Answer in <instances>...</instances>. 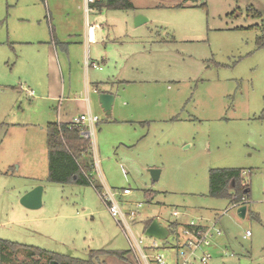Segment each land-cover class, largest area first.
Instances as JSON below:
<instances>
[{
	"label": "rangeland",
	"instance_id": "obj_1",
	"mask_svg": "<svg viewBox=\"0 0 264 264\" xmlns=\"http://www.w3.org/2000/svg\"><path fill=\"white\" fill-rule=\"evenodd\" d=\"M81 1L0 0V240L78 258L108 249L123 256L102 255L96 264H138L128 232L94 189L127 188L116 200L123 212L139 213L131 232L150 264L157 252L176 263L182 224L190 221L221 232L205 249L208 264H264V0H129L134 10H103L108 38L90 48L106 50L111 62L97 57L100 69L88 77L109 86L115 101L106 114L87 94L98 122L87 159L78 158L83 168L93 162L94 187L48 180L46 125L71 122L82 104L69 100L56 54L43 61L37 43L49 41L51 26L63 35L58 13H76ZM236 8L241 16H227ZM138 14L147 22L134 26ZM74 56L71 89L79 92L85 71ZM150 169L159 170L156 181ZM211 169L240 170L249 189L243 218L228 199L208 196ZM37 185L41 206L23 207L20 197ZM146 192L154 194L150 202ZM150 218L181 224L159 240L144 235Z\"/></svg>",
	"mask_w": 264,
	"mask_h": 264
},
{
	"label": "trees",
	"instance_id": "obj_2",
	"mask_svg": "<svg viewBox=\"0 0 264 264\" xmlns=\"http://www.w3.org/2000/svg\"><path fill=\"white\" fill-rule=\"evenodd\" d=\"M197 4L200 0H184ZM205 2H200L198 6H205ZM90 6L97 8H107L112 10H134V5L129 0H97ZM248 10H253L252 7ZM247 11V10H246ZM242 10L236 8L227 16L234 18L242 15ZM256 16L260 13L254 11ZM246 15H249L247 12ZM261 39V38H260ZM258 40L261 46L264 43ZM46 151L49 165L48 180L62 183H82L93 186L90 172L93 169L91 160L85 161L84 168L79 163L78 158L87 159L88 140L84 139L79 129L70 124L48 123L46 125ZM239 169H211L209 172V191L208 196L212 198H226L231 203L240 202L245 199L249 189L245 190L246 185L241 184ZM94 187V186H93ZM100 188V187H99ZM95 190H100L94 187ZM154 194L146 192V202H150ZM234 197V198H233ZM153 218L144 222L146 227ZM180 223H170V233L177 229ZM24 255L23 260H18L17 255ZM102 255L123 256V252L108 249L90 250L86 258L72 257L49 252L37 247L26 246L23 244L0 240V264H43L45 257L47 264L55 261L57 264H96V260ZM18 260V261H16Z\"/></svg>",
	"mask_w": 264,
	"mask_h": 264
},
{
	"label": "crops",
	"instance_id": "obj_3",
	"mask_svg": "<svg viewBox=\"0 0 264 264\" xmlns=\"http://www.w3.org/2000/svg\"><path fill=\"white\" fill-rule=\"evenodd\" d=\"M104 9L107 8H103V7L97 8L90 5L86 6L83 0L80 2V5H78V7L75 9L76 13H73L71 9H68L67 11L60 10V12L58 13V18L62 16L61 23L62 26L64 27V29L62 30V32L64 33L63 35L56 34L55 26L50 27L49 22L55 21L54 16H52L55 14L49 11L48 12L49 17L47 19L48 27H50L51 30L49 41L47 39L37 41L38 45L44 47L41 56H39L43 59V61L48 60L49 58L52 59L53 55L56 54L57 56L56 62L60 67L59 69L61 70L60 75L62 76V78L66 77L69 82L70 87L68 86V92L72 94V97H69V100L75 102L76 101L81 102L82 109L81 111L76 112L75 116L78 114L82 115L85 112L92 110L93 105L87 95L88 93H90V91L95 96L96 99L95 101L98 103V105H100L98 101V95L100 93H108L113 95V101H115V93H113L109 89V86L106 87L103 81H93L92 79L91 82V80L89 81V77H88L89 70L91 68L100 69V64L97 60V57L99 58V61L102 64L111 62V60L106 58L105 56L107 53L106 50L105 51L100 50L98 51L99 53L96 54V50L90 48L91 45L94 44L96 45L97 43L103 42L108 38L109 30L105 32L102 23ZM61 23H59V25ZM40 25H43L44 28V22L41 19L38 20V27ZM109 27H110L109 25H106V28ZM58 52L60 55L59 58H58ZM74 54L77 55V60L75 62L80 63V67H81L80 69H83L85 71L86 82L83 88L84 93L83 91L78 92L75 91L74 89H71L72 86L71 78L73 73L74 60L76 59V56H74ZM112 61L116 62L113 59ZM60 64H62L63 66L64 73L62 72ZM27 91L30 92L32 90H26V92ZM60 91L63 92L64 87L61 86ZM44 97L50 98L49 96H47V94L44 95ZM112 104H114V102ZM67 117L68 115H66V118ZM48 123H54V122H48ZM56 123L69 124L70 121L67 120L66 122H56ZM123 189L125 188H122L121 190ZM170 223L171 222H168L167 225H163V226L167 227Z\"/></svg>",
	"mask_w": 264,
	"mask_h": 264
},
{
	"label": "built area",
	"instance_id": "obj_4",
	"mask_svg": "<svg viewBox=\"0 0 264 264\" xmlns=\"http://www.w3.org/2000/svg\"><path fill=\"white\" fill-rule=\"evenodd\" d=\"M97 0H84L85 5L89 6L96 2ZM27 93L32 95V91ZM98 122V118L93 116L90 111H87L85 114L79 115L75 119H73L69 124L70 126L77 127L79 129L80 135L87 140L94 135V126ZM97 194L101 202L106 207L110 216L115 220V222L119 225L121 230L124 232H128V242L131 248H135L136 260L138 264H150L151 262L148 260L146 254L143 252L142 248L139 246V242L135 240L131 228L134 224H136V219L138 217V212L136 211H129L128 213L123 212L120 204L116 200V196H126L131 193V191L127 188L115 192L107 187H103L101 190H96ZM234 198V197H233ZM244 200L242 199L240 202L232 203L234 207L238 208L239 206L244 204ZM141 203H137V207H141ZM174 216L178 215L177 211L172 213ZM172 223V222H171ZM181 224V223H180ZM179 224V225H180ZM182 233L186 236L185 242L177 249L178 260L174 264H208L211 256L205 250L211 245V238L213 235L219 236L221 235L220 230H213L207 225H203L200 223H195L193 221L186 222L182 224ZM170 224L167 226V229L170 234ZM170 229V230H169ZM176 234V231H173V235ZM250 236V232L246 231L243 235V238ZM152 247L157 248L156 243L152 242ZM154 264H166L165 255L164 253L157 252L154 257L153 261Z\"/></svg>",
	"mask_w": 264,
	"mask_h": 264
},
{
	"label": "water",
	"instance_id": "obj_5",
	"mask_svg": "<svg viewBox=\"0 0 264 264\" xmlns=\"http://www.w3.org/2000/svg\"><path fill=\"white\" fill-rule=\"evenodd\" d=\"M147 22V19L144 18L142 15L138 14L134 17V26H140L143 23ZM99 104L104 113L109 114L112 103H113V95L108 93H100L98 95ZM150 177L152 181H156L159 177V170L157 169H150L149 170ZM42 186L37 185L24 193L20 199V204L27 208V209H37L41 206V196H42ZM237 215L240 218H243L246 214V207L245 205H241L236 209ZM144 235L149 238L159 239V240H166L169 235V231L167 227L161 225L157 218H153L149 224L144 227ZM51 264H57L56 262H51Z\"/></svg>",
	"mask_w": 264,
	"mask_h": 264
}]
</instances>
